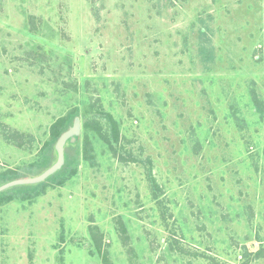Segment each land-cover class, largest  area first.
Here are the masks:
<instances>
[{
	"label": "rangeland",
	"instance_id": "rangeland-1",
	"mask_svg": "<svg viewBox=\"0 0 264 264\" xmlns=\"http://www.w3.org/2000/svg\"><path fill=\"white\" fill-rule=\"evenodd\" d=\"M86 105L119 140L0 191V264H264V0H0V186Z\"/></svg>",
	"mask_w": 264,
	"mask_h": 264
},
{
	"label": "trees",
	"instance_id": "trees-1",
	"mask_svg": "<svg viewBox=\"0 0 264 264\" xmlns=\"http://www.w3.org/2000/svg\"><path fill=\"white\" fill-rule=\"evenodd\" d=\"M94 115L95 113L92 110V106L90 105H86L85 107H83L82 111H80L77 106H72L64 114L60 115L55 120H53V122L49 126L48 139L46 140L43 146V149L46 151V159L49 164L45 165L42 171H44L46 168H48L55 162L56 150L54 145L61 133L66 131L72 125L75 117H79L80 119L81 130L80 134L76 136V140L81 141L83 157L85 159L92 157V144L89 136V133H91V131L96 133L97 135H100L108 142H111L109 140H112L113 142H117L119 140V130L116 120L108 112H100V115L105 118L108 124V130L110 134V137H108L102 132V126L99 122L94 119ZM73 147L74 144H72L70 140H67L64 146V163L61 168L55 172L58 178L67 173L68 150L73 149ZM41 172H39V174ZM71 173L72 172H70V174ZM7 175L8 174H4L3 176ZM52 179L53 177L49 176L46 181H51ZM1 200L2 198L0 197V201Z\"/></svg>",
	"mask_w": 264,
	"mask_h": 264
},
{
	"label": "water",
	"instance_id": "water-1",
	"mask_svg": "<svg viewBox=\"0 0 264 264\" xmlns=\"http://www.w3.org/2000/svg\"><path fill=\"white\" fill-rule=\"evenodd\" d=\"M80 130H81L80 119L79 117H75L72 125L66 131L61 133V135L58 137L54 145L56 150V160L51 166H49L48 168H46L44 171H42L40 174L36 176L29 178H18L6 182L0 186V191L17 184L41 182L50 175H52L53 173H55L57 170H59L64 163V146L67 140L72 141L76 136L80 134Z\"/></svg>",
	"mask_w": 264,
	"mask_h": 264
}]
</instances>
